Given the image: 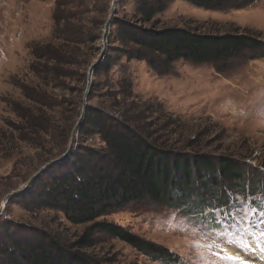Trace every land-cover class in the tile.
I'll list each match as a JSON object with an SVG mask.
<instances>
[{
	"label": "rangeland",
	"instance_id": "1",
	"mask_svg": "<svg viewBox=\"0 0 264 264\" xmlns=\"http://www.w3.org/2000/svg\"><path fill=\"white\" fill-rule=\"evenodd\" d=\"M136 1L85 0L80 24L89 41L74 45L79 63L64 65L69 75L45 84L29 70V46L58 42L52 37L55 0H0V243L7 244L11 235L30 238L45 231L70 245L89 225L70 223L60 210L36 203L42 185L63 172L64 161L50 164L36 181L40 185L17 192L67 150L71 156L82 147L104 146L94 131H81L88 109L136 125L161 147L227 156L243 166L248 184L256 185L231 182L223 191V206L202 207L200 212H190L193 207L188 204L178 208L151 203L111 211L98 220L118 224L148 241L150 255L105 233H97L94 244L82 252L98 264H240L217 257L220 244L248 264H264V56L231 61L221 71L212 63L165 64L157 57L150 65L133 57L138 49L118 39L113 24L137 22ZM152 23L203 33L252 31L264 40V0L225 10L171 0ZM15 80L38 87L49 98L34 117L43 118L52 131L27 129L6 107V100L32 105L10 83ZM2 118L11 123L6 125ZM17 126L21 129H14ZM238 239L248 247H235ZM157 251L167 252L169 261L152 255Z\"/></svg>",
	"mask_w": 264,
	"mask_h": 264
},
{
	"label": "trees",
	"instance_id": "2",
	"mask_svg": "<svg viewBox=\"0 0 264 264\" xmlns=\"http://www.w3.org/2000/svg\"><path fill=\"white\" fill-rule=\"evenodd\" d=\"M170 1L137 0L134 12L137 22L113 21L118 39L120 36L122 41L138 49L139 54L133 57L146 59L150 65H153V57L165 64L177 60L194 64L212 63L217 71H221L231 61L243 62L264 56V40L252 31L203 33L188 27H155L152 23L154 16L163 11ZM184 1L204 9L225 10L245 8L256 0ZM84 2L55 0L52 37L58 42H35L29 46L32 56L29 70L45 84L69 75L64 65L79 63L75 59L74 45L89 41L88 34L80 24L83 13L80 7ZM71 8H75L74 12H71ZM10 83L32 105L26 107L16 100H6V107L23 121L27 129L52 131V126L43 118L34 117L42 106L49 103V98L38 87L23 80ZM85 119L81 131H94L104 146L100 149L82 147L73 151L71 156L65 158L67 160H63V172L51 177L49 184L42 185L36 203L60 210L70 223L89 225L70 245L45 231L35 232L30 238L11 235L7 244L0 243V264H98L81 251L94 244L97 233L126 241L150 255L148 241L118 224L98 218L134 204L149 203L178 208L188 204L193 207L190 212H200L202 207L223 206V191L229 183L250 186L243 166L227 156L187 153L161 147L136 125L88 109ZM2 121L6 125L11 123L4 118ZM17 128L21 129L18 126L14 129ZM37 180L32 185L37 184ZM255 185L252 184L250 188ZM152 255L165 263L169 261L167 252L157 251Z\"/></svg>",
	"mask_w": 264,
	"mask_h": 264
},
{
	"label": "snow or ice",
	"instance_id": "3",
	"mask_svg": "<svg viewBox=\"0 0 264 264\" xmlns=\"http://www.w3.org/2000/svg\"><path fill=\"white\" fill-rule=\"evenodd\" d=\"M261 206H264V201H261ZM225 215L228 216L229 214L225 213ZM261 223H264V220H262ZM246 230H247V226H246ZM221 235H223V234H221ZM261 235L264 236V232H261ZM234 246L238 247V248H242V249L248 247L247 244L242 243L239 239L234 243ZM217 247H220V249H221L219 252L215 253V255L217 257H219L221 259L227 258V259H230L233 261L238 260V261H240V264H248V262L245 260H242L241 257L235 256L231 252H229L227 247H222L220 244H217Z\"/></svg>",
	"mask_w": 264,
	"mask_h": 264
},
{
	"label": "water",
	"instance_id": "4",
	"mask_svg": "<svg viewBox=\"0 0 264 264\" xmlns=\"http://www.w3.org/2000/svg\"><path fill=\"white\" fill-rule=\"evenodd\" d=\"M70 152H71V150H67L63 156H61L55 160L49 161L47 164L43 165L39 170H37V172L34 175H32L30 177L28 184L25 186V188H23L21 190H17V192H19V191L21 192L24 189H27L28 186H31L35 182V180L37 178H39V176H41L48 169L50 164L55 165V164L59 163L60 161H63L65 158H67L70 155Z\"/></svg>",
	"mask_w": 264,
	"mask_h": 264
}]
</instances>
